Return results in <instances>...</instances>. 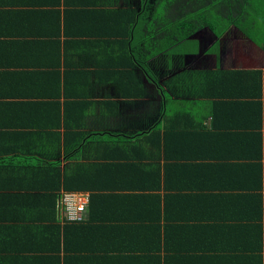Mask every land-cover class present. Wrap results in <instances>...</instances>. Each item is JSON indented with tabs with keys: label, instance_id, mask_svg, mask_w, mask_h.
<instances>
[{
	"label": "crops",
	"instance_id": "crops-1",
	"mask_svg": "<svg viewBox=\"0 0 264 264\" xmlns=\"http://www.w3.org/2000/svg\"><path fill=\"white\" fill-rule=\"evenodd\" d=\"M57 2L0 0V264H65V253L54 251L57 235L65 230L60 195L55 216L41 195L61 194L58 177L71 173L74 164L119 163L110 174L121 172L106 183L114 191L134 179L137 186H156L142 170L164 173L174 157L176 163L186 160L189 175L190 165L200 166L198 177L191 176L182 192L180 183L175 186L174 193L183 195L181 223L191 226L196 239L227 241L222 254L209 252L223 256L217 258L219 264H235L240 260L235 257L250 256L242 242L228 241L246 240L251 230L264 229V185L255 186V170L235 163L255 161L250 157L258 151H248L252 142L246 144L247 134H261L264 165V118L256 122L263 126L258 132L252 127L256 114L225 105L231 100L219 103L212 90L203 93V82L207 71H264V47L237 27L221 37L206 27L151 57L152 49L139 38L150 32L156 9L162 3L165 7L166 0L126 4L117 0L119 5L140 9L143 17L132 37V67L121 55L118 41L106 35L115 27L113 20H102L99 12H92L72 14L66 24L65 0L60 6ZM55 10L61 13L59 26ZM235 42L236 47L231 45ZM247 45L255 50L247 51ZM121 63L126 67L121 68ZM241 63L247 66L238 67ZM258 88L264 101V77ZM244 89L245 85L237 91ZM217 144L223 153H216ZM171 145L174 151H168ZM229 157L228 167L223 166ZM109 236L95 232L87 248L113 247L115 239L106 241ZM182 251L179 258L202 254Z\"/></svg>",
	"mask_w": 264,
	"mask_h": 264
},
{
	"label": "trees",
	"instance_id": "trees-1",
	"mask_svg": "<svg viewBox=\"0 0 264 264\" xmlns=\"http://www.w3.org/2000/svg\"><path fill=\"white\" fill-rule=\"evenodd\" d=\"M75 1L76 6H78L76 11L71 9L75 5L74 3H70L68 0L64 2L66 5L64 10L66 24L68 17L72 14L85 16L92 12H99V18L102 20H113L115 27L113 31L109 30L106 35L112 37L114 41H118L121 55L125 56L131 66L134 67L131 53V47L134 45L132 37L137 30L136 24L142 17L141 10L131 5H119L117 0H104L103 3L99 0ZM129 1L124 0L125 4ZM56 4L60 6L61 0H58ZM158 9H156L157 16L150 22V32L147 33L146 31L139 38V41L141 39L142 42L146 43L148 49H152L151 57L161 54L178 42L189 39L206 27L218 37L224 36L230 27H237L249 39L258 41L260 46L264 47V0H166L164 10ZM54 14H57L58 26L61 25V13H56L55 10ZM126 65L127 63H121L120 67L125 68ZM263 77L264 71L262 70L207 71L206 81L203 82V93L212 90L214 94L211 96L221 100L219 103L224 100H231L229 104L225 105L248 108V113L252 116L256 114L258 118L256 121L254 120L252 127L261 132L263 126L259 122L256 124V122L262 121L264 118V111H262L264 101H261L262 96L258 92L261 90L258 87L261 86ZM244 85L243 93L238 92L237 88L239 90ZM240 97L244 101L239 102L237 98ZM255 97L259 98L260 101H252L251 98ZM216 108L214 106V110ZM218 113L220 112L218 111ZM234 114L238 117L237 113ZM222 134L224 135L223 138L227 135L226 133ZM247 137L246 144L252 142L248 151L250 153L258 151V155L255 154L250 157V160H255L250 161L252 163H244L245 165L235 163V165L250 167L255 170L254 184L262 187L264 185V165L260 163L263 158L262 136L257 134L255 137L247 134ZM221 146L220 144L215 146L214 150L217 154L223 153L224 150ZM173 147L175 146L171 145L168 151H174ZM200 147L202 151H206L202 146ZM176 158H170L174 161L166 164L164 173L160 169H141L150 178L149 183L151 182L156 186H137V181L134 179L130 180L128 184H123L119 190L112 191L113 188H111L110 191V187L106 183L110 184L111 178L116 177L121 172L110 174L114 171L112 170L113 167H119V163L114 166L77 163V165H73L74 168L71 173L67 171L66 175H60L58 177L60 191L63 189V192H90L87 220L82 223H72L64 219L65 230L61 235L58 234L57 239H55L57 248H54V251L58 250L65 253V264H219L218 262L223 259V256H218V260L216 255H211L209 252L222 254L226 250L225 242L227 241L216 239L213 242L196 239L191 234V226L187 223H181L184 218L179 216V199H182L183 195L174 193L175 186L180 183V192H182L188 186L187 183L191 181V176L192 178L198 177L200 166L190 165L191 175H189L185 169L186 160H183L182 163H176ZM202 159L207 160L205 157ZM226 160L221 164L228 167V162L232 159L229 157ZM163 178L165 179L164 183L162 182ZM99 180L108 186L109 191L105 192L104 185L100 184ZM157 180H160L159 183ZM161 183L165 191L164 197L160 192ZM127 191L131 193H127ZM58 193L53 191L51 194L45 193L44 198L41 195L42 203L46 202L50 206L49 211L53 212L54 216L59 195L61 197V194ZM187 205L191 209L192 196L187 200ZM258 208L261 209V207ZM104 223L108 225L105 227ZM95 232L96 234L100 232L110 234L106 241L113 237L115 241L112 245H115L111 247L109 244L107 248L89 250L90 248L87 247L90 245L89 242L93 239ZM185 232H189L190 236ZM251 233L250 236L246 237V240L228 241V243L242 242L245 245V252L250 253V256L235 257L240 259L235 260V264H240L239 262L254 264L255 261L258 264H264V256L261 255L264 249V229L260 228L256 233L251 230ZM217 242L218 246H215ZM182 249L183 251L185 249L201 251L202 254L192 256L191 259L184 255L179 258ZM56 258L59 262L63 261L60 256Z\"/></svg>",
	"mask_w": 264,
	"mask_h": 264
},
{
	"label": "built area",
	"instance_id": "built-area-1",
	"mask_svg": "<svg viewBox=\"0 0 264 264\" xmlns=\"http://www.w3.org/2000/svg\"><path fill=\"white\" fill-rule=\"evenodd\" d=\"M89 202V193L62 192L60 206L64 219L72 223H82L87 220Z\"/></svg>",
	"mask_w": 264,
	"mask_h": 264
},
{
	"label": "rangeland",
	"instance_id": "rangeland-1",
	"mask_svg": "<svg viewBox=\"0 0 264 264\" xmlns=\"http://www.w3.org/2000/svg\"><path fill=\"white\" fill-rule=\"evenodd\" d=\"M164 4L165 3H162V5L159 7L160 9L162 8L163 9V7H164ZM243 34L246 36V34L243 32ZM254 42V41H253ZM232 46H234V47H236L237 46V44H236V42L235 43H232L231 44ZM177 48H179V47H177ZM247 51H249L250 52V50L251 51H253V50H255V48L253 49L251 46H249V45H247ZM238 67H245V66H247V64H244V63H241V64H238L237 65ZM177 107V106H176Z\"/></svg>",
	"mask_w": 264,
	"mask_h": 264
}]
</instances>
